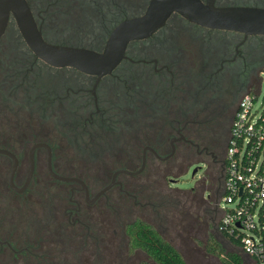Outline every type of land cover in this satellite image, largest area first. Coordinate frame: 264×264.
Wrapping results in <instances>:
<instances>
[{
    "label": "flooded vegetation",
    "instance_id": "af4514ba",
    "mask_svg": "<svg viewBox=\"0 0 264 264\" xmlns=\"http://www.w3.org/2000/svg\"><path fill=\"white\" fill-rule=\"evenodd\" d=\"M131 1L120 0L108 18L102 16L105 28L97 27L95 37L85 39L82 34L90 32L74 26L78 19L70 18L68 3L27 0L45 41L96 51L102 50L116 25L142 14L149 3ZM212 1L216 7L264 8V0ZM5 34L0 40V64L4 48L9 50L7 56H17L10 79L0 71V127L6 122L10 127L33 122L39 127L52 125L57 135L6 142L0 134V150L17 161L13 176L17 189L25 183L30 150L40 145L33 152L29 185L21 192L8 184L12 158L0 153V264H134L129 255L139 250L128 247L125 226L130 222L124 225L126 242L119 241L116 226L124 208L117 199L139 204L141 186L119 177L140 176L152 162L173 161L171 168L178 169L195 165L203 183L217 176L222 190L238 102L257 87L264 70V36L207 29L173 14L150 37L131 42L120 64L97 78L70 67H51L34 57L19 33L15 41L3 40ZM18 150L26 152L22 156ZM48 152L55 175L84 185L52 177L46 167ZM70 156L139 161L134 170L127 164L116 171H137L143 161L144 167L133 176H116L114 184L100 193L116 171L106 185L94 189L79 176L59 170ZM38 173L58 184L44 191L49 195L46 200L38 195L20 200ZM8 194L18 200H4Z\"/></svg>",
    "mask_w": 264,
    "mask_h": 264
},
{
    "label": "rangeland",
    "instance_id": "374dc122",
    "mask_svg": "<svg viewBox=\"0 0 264 264\" xmlns=\"http://www.w3.org/2000/svg\"><path fill=\"white\" fill-rule=\"evenodd\" d=\"M124 1L132 2L131 0ZM133 1L139 3L143 0ZM31 2L36 4L37 0H31ZM59 2L61 4L63 2L68 3L66 8L72 10L70 18H73V21L78 19V22L74 25L75 27H78L79 24L84 32H90L82 34V36L85 39H93L95 37L93 30L97 29V27L105 28L102 16L105 15L108 18L111 9L118 5L120 0H59ZM54 23L56 24L57 22ZM57 26L60 25L57 24ZM65 26L67 27L66 24ZM67 29L70 30L69 27ZM8 31L14 41L18 40L17 29L13 23L8 25ZM3 50L4 55L3 59L1 57L0 71L5 73L7 79H10L9 74L14 72V68L11 65L17 55L14 57L13 55L7 56L8 48ZM259 81L261 86L256 107H259L264 102V70L259 73ZM3 112L5 115H9V111L4 110ZM16 126L14 124L10 127L8 122H6L5 125L0 127L1 137L6 142L9 141V138H22L24 141L31 142L37 137L54 138L57 135L52 125L45 124L48 127L46 128L39 127V124L33 122H29L28 125L23 122ZM26 151L18 150L22 156ZM263 159L261 157L259 163ZM62 161L64 164L59 168L60 171L79 176L94 189L106 185L113 172L117 169L126 167L128 164L131 165L128 169L134 170L135 166L139 165V161L130 162L107 158L77 160L72 156ZM172 163L174 162H152L148 171L140 176L132 179L125 176L119 177L120 181H128L129 184L141 186L137 189L140 191L137 199L139 204L134 205L131 200L123 197H118L117 199L119 206L124 208L123 218L118 221L116 226L120 244L123 245L126 242L123 235L125 223L139 219L151 224L181 254L186 264H220L219 258L207 251L209 239L214 240L210 243L212 246H210V250L218 248L217 243L222 246L225 252H234L235 250L231 247L232 243H229L230 239L221 234L218 229L221 212L217 209L216 203L221 191H219L218 184L215 182L217 176H212L210 180L203 183L200 178V168L195 165L184 166L180 169L178 167L171 168ZM194 168H197V170L191 176ZM148 174L150 175L148 176ZM6 177L7 170L4 172L5 181ZM57 184L48 179L46 175L38 173L32 182L31 188L20 200L30 201L36 195L40 196L42 200H46L49 195L44 193V191H49L50 187ZM39 190L41 192L36 194L35 192ZM134 194H137V192H134ZM4 200L18 199L8 194L4 196ZM223 206H225L224 203L220 202L219 208ZM129 256L133 259L134 264L147 262L146 256L139 251L131 252Z\"/></svg>",
    "mask_w": 264,
    "mask_h": 264
},
{
    "label": "water",
    "instance_id": "95a60500",
    "mask_svg": "<svg viewBox=\"0 0 264 264\" xmlns=\"http://www.w3.org/2000/svg\"><path fill=\"white\" fill-rule=\"evenodd\" d=\"M173 14L181 16L192 24L219 30L231 31L247 36H264V8L257 7H216L212 0L203 3L201 0H149L145 11L135 17L125 19L116 25L109 33L104 47L100 51L56 45L44 40L42 33L31 13L27 0H0V40L8 25L13 23L27 48L35 58L54 68H74L84 74L97 78L110 74L125 58L126 48L131 42L150 37L161 28ZM34 146L29 153L28 174L23 186L19 189L13 185V176L17 161L9 152L0 150L13 160L8 176V184L12 189L23 191L30 182L33 173ZM46 167L48 173L57 180L65 182L84 183L73 178L55 175L51 170L50 153L48 152ZM137 171L118 170L100 193L107 191L120 174L133 176ZM194 168L191 176L196 172Z\"/></svg>",
    "mask_w": 264,
    "mask_h": 264
},
{
    "label": "built area",
    "instance_id": "2783aa9c",
    "mask_svg": "<svg viewBox=\"0 0 264 264\" xmlns=\"http://www.w3.org/2000/svg\"><path fill=\"white\" fill-rule=\"evenodd\" d=\"M257 87L237 105L225 153L223 187L216 203L218 229L239 246L241 264H264V102ZM220 202L225 206L219 208ZM145 264H156L147 261Z\"/></svg>",
    "mask_w": 264,
    "mask_h": 264
},
{
    "label": "trees",
    "instance_id": "16d2710c",
    "mask_svg": "<svg viewBox=\"0 0 264 264\" xmlns=\"http://www.w3.org/2000/svg\"><path fill=\"white\" fill-rule=\"evenodd\" d=\"M11 39L14 40L7 30L3 40ZM125 234L129 249L139 250L146 256L147 261L156 264H186L181 254L152 225L142 220L136 219L128 223L125 226ZM213 241L209 239L207 251L216 255L220 264H241L240 258L235 253L225 252L219 243H217L218 248L210 250V243Z\"/></svg>",
    "mask_w": 264,
    "mask_h": 264
},
{
    "label": "crops",
    "instance_id": "0c3cea01",
    "mask_svg": "<svg viewBox=\"0 0 264 264\" xmlns=\"http://www.w3.org/2000/svg\"><path fill=\"white\" fill-rule=\"evenodd\" d=\"M229 243H232L231 247L235 250L234 252H229V253H235L241 260V263L244 259V256L239 248V246H237L236 243H234L231 239L229 240Z\"/></svg>",
    "mask_w": 264,
    "mask_h": 264
}]
</instances>
